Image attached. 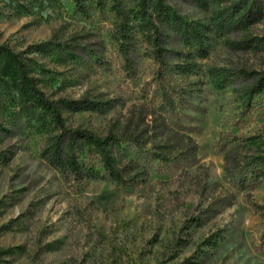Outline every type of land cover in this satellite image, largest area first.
<instances>
[{"label":"rangeland","instance_id":"rangeland-1","mask_svg":"<svg viewBox=\"0 0 264 264\" xmlns=\"http://www.w3.org/2000/svg\"><path fill=\"white\" fill-rule=\"evenodd\" d=\"M141 1L91 0L89 15H83L74 0H0V44L19 52L55 37L66 42L76 34L86 36L82 44H93L91 48H101L103 41V65L81 50L29 54L37 64L41 88L56 98L119 100L105 113H65L71 124L101 134L115 119H126L135 105L147 109L149 118L176 119L184 108L196 116L182 121L192 126L185 131L199 145L200 162L176 168L149 162L146 151L134 150L149 168L146 183L129 188L99 179L71 186L33 144L8 164H0V264L264 263V251L259 250L264 177L252 197L240 193L213 221L201 227L189 223L197 208L208 203L202 184L226 183L222 138H253V152L264 154V87H250L252 78L264 73V48L242 45L264 36V19L235 29L237 17L229 19L226 10L241 0H165L176 20L162 26L154 17L145 18ZM156 24L166 34L165 47L173 51L163 67L152 55ZM120 29L133 35L128 59L116 40ZM187 30L194 34L190 42L184 36ZM198 33L210 46L209 55L195 57L194 73H185L186 53L194 52ZM15 73L12 56L0 55V99L16 94L5 82ZM195 104L201 111L190 109ZM166 125L147 148L153 143L177 144L172 134L180 126L174 120Z\"/></svg>","mask_w":264,"mask_h":264},{"label":"trees","instance_id":"trees-1","mask_svg":"<svg viewBox=\"0 0 264 264\" xmlns=\"http://www.w3.org/2000/svg\"><path fill=\"white\" fill-rule=\"evenodd\" d=\"M90 1L74 0L77 11L89 15L92 4ZM152 2L153 0L140 2V10L145 18L154 17L152 19L162 26L172 25L176 14L165 4V0H157L152 6L153 10L148 11ZM226 12L229 19L237 17L233 23L235 29L247 28L264 19V0H241ZM154 32L153 58L160 67L167 66L169 54L173 51L165 47L166 34L159 25H155ZM192 32L195 33L194 30ZM193 35L189 30L184 33L189 42ZM85 39L86 36L82 34L73 35L66 42L55 37L49 41L31 44L19 52H13L10 47L0 44V55L6 58L12 56L16 66L14 78L5 80L10 86H14L16 94L12 98L0 99V164H8L19 152L29 150L35 144L40 157L57 169L68 185L81 186L87 181L101 179L129 188L138 187L149 178L148 166L143 163L142 157L132 154L134 150L146 151L149 162L158 160L176 168L197 165L200 162L199 145L185 131L192 126H187L182 121L183 117L194 121L196 116L188 114L184 108L179 110L176 119L162 115L149 118L151 113L147 109L142 107L137 110L135 105L126 119H115L105 134L69 122L66 112L93 110L105 113L120 102L112 99H74L64 96L56 98L48 95L40 86V78L36 76L37 64L29 54H43L58 49L71 54L74 50H81L90 53V57L98 65H103L107 51L105 43L100 42L101 48H91L93 44H82ZM132 39L133 35L128 30L120 29L116 35L119 47L127 59L131 51L127 45L131 44ZM96 43L98 44L94 45L99 46V42ZM196 43L198 44L193 46L194 52L186 53L185 73H194L192 60L195 57L204 58L209 55L210 46L200 33ZM242 45L246 49L264 48V36L246 39ZM259 75L251 80L252 90L264 87V73ZM179 97L185 98L183 95H178ZM174 101L173 97L169 98L172 105ZM190 107L194 111H201L200 104ZM159 117L162 118L161 122ZM169 120H174L180 126L172 134L177 139V144L156 146L153 143L152 148H147L153 138L163 133L162 126L167 128ZM251 139L253 138L245 139L235 134L220 140L219 150L224 156L227 184L221 181L209 183L207 180L202 184V192L209 196L208 203L197 208L189 217V223L204 226L232 207L240 193L252 197V191L260 185L264 177V154L253 152ZM8 140L14 142L7 144ZM181 143L184 144L180 146ZM176 147L179 150L171 155L170 151ZM260 240L259 250L264 251V232Z\"/></svg>","mask_w":264,"mask_h":264}]
</instances>
